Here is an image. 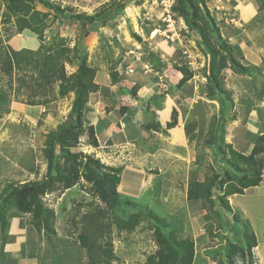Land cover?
<instances>
[{
	"label": "rangeland",
	"instance_id": "1",
	"mask_svg": "<svg viewBox=\"0 0 264 264\" xmlns=\"http://www.w3.org/2000/svg\"><path fill=\"white\" fill-rule=\"evenodd\" d=\"M52 1L60 3L63 7L72 8L71 12L74 14L85 13L96 16L102 10L104 11L105 4L110 5L113 3V0H69L72 3H64L61 0ZM175 2L176 0H130L121 12L111 15L105 24L97 23L98 26H93L96 28L87 29L86 31H89L86 34H84V27L79 23L59 20L55 18L53 12L47 13L48 11L39 7L37 3L32 4V6L33 10L40 13L38 19L43 20L40 26L43 32H39L37 38L42 42L44 49L51 51H56L57 47L60 50L61 47L69 49L64 51L65 56L62 60V65H64L67 74L76 72L79 65L85 61L89 66L96 69L94 81L99 83V79L96 77L97 73L104 70L107 63L108 66H111V72L115 70L118 73L120 72L121 75L123 73L126 78L139 81L138 77L145 75L144 73L141 74V70L143 69V72L151 74L152 65L154 66V64L160 65V62L166 63L168 66L187 64L193 71L192 77L194 79L181 88H172L178 94L174 100L179 106L182 117L187 114L191 115L195 105H192V101L189 100L188 102L185 98L193 95L198 99L199 95H202L203 92L206 93L205 68L208 67L209 57L202 49L199 35L191 31L184 18L172 10ZM204 2L211 15L217 19L222 36L230 41L232 37H236L233 41L242 42L246 54L242 62L245 65L255 66L252 75L239 74L231 69L225 70L226 87L232 92L238 90L236 94L240 95L239 99H242L240 104H243V114L247 116L248 110L252 108L251 104L246 106L247 99H249V103L253 101L255 104L264 99V0H205ZM201 6L204 9L202 2ZM0 13L3 20L9 15L4 0H0ZM67 14L71 13L67 12ZM43 15L45 17H42ZM13 19L16 20L14 17ZM14 20L12 21L13 25H15ZM3 22L0 23V53H4L7 39L17 31L10 25V27L3 25ZM105 27L116 29V33L122 32L121 38L119 37L120 41L114 39L112 34H107ZM94 30L102 35L105 41L101 38L96 39L94 37L96 33H93ZM126 30L129 34H126L125 37L123 31ZM135 33L142 37V41L136 38ZM132 44L134 46L138 45V47H134L137 53L134 51L129 54ZM100 51H104L106 54ZM4 58L0 54V90L7 95L5 100L0 101V162L3 166L2 171L6 173L4 175H8L13 181H19V179L24 178L21 177L22 174L17 166L20 164L24 167L22 172L26 171V174H28L26 178L29 177V179L25 178L26 180L21 184L38 182L44 179L48 173V160L45 154L48 135L51 131L56 130L59 124L70 119L75 91H70L67 95L61 97L58 93V80L51 86L37 87L33 84L31 71L22 70L17 65L10 69L8 61H3ZM148 63L149 70L146 68ZM61 67L59 64L58 72L61 71ZM131 69H134V71L131 72ZM32 76L37 77L38 75L34 74ZM107 79L108 83L111 84L113 81L112 76L107 77ZM147 83L149 82L147 81ZM128 90L132 91L131 89ZM1 91L0 93H2ZM244 96H246V99ZM129 97L132 99V95ZM203 97L204 100L202 101L204 105H207L208 116L213 115V113L218 114L219 101ZM106 102H111L108 97L101 101L99 106H106ZM235 102L238 103L239 100L235 99ZM128 103L127 100L125 102L119 101L121 106ZM38 106H44L47 111L39 112L38 117L34 113V119L37 121L32 125L30 121L24 119L23 115L28 111L27 109ZM256 113L261 116L264 113V105H257ZM47 115L52 116L53 119L49 120ZM85 118H87L86 110ZM210 120H207L205 129L209 128ZM96 122L97 119L94 120V123ZM85 125L89 126L87 119H85ZM255 129V127H252L251 131ZM207 136L209 137V135ZM78 145L81 151L96 157L101 156L103 153L94 147L93 138L87 129L81 135ZM64 154L65 152L60 151L59 160L61 164L64 162V156H62ZM214 163L215 161H213ZM216 163L217 167L213 169L219 171V168H221L223 173L222 162L217 160ZM133 170L136 169L133 168ZM130 172L132 171H127L124 176H130ZM53 183L54 189L45 193L42 200L44 206L59 211L61 209L59 203L63 198L62 185L58 181H53ZM81 183L84 185H81L82 188H75L71 192L76 196L73 197V200L71 198L72 205L66 216H60L56 221V229L59 236L62 237L60 240L64 242L56 243L55 239L47 241L42 233L39 238L35 228H32L29 232V246L22 248L21 253V259L26 264H86L81 248L73 245L71 240L65 237L78 240V235L85 230V225H89L93 229L97 228L99 223L96 222H99L100 219L94 224L92 215L104 210L105 205L93 192L91 184L87 183L84 178H81ZM162 188L163 186L158 183L152 190L143 195L136 187L133 188L135 193L127 195L137 201L140 207L123 206L124 208L119 211V214L121 212L122 214L128 212L130 214L134 210L137 212L143 206L153 207V210L165 217L169 223H177L181 225V228L184 225L181 229L182 235L192 234L189 231L191 229L188 223L190 218L188 220L186 217L185 206L187 205L184 204L182 194H179L178 198L173 200L171 209L170 205L165 203L163 197L165 193L161 192ZM24 192L27 193L29 190H24ZM251 192L252 189H249L243 195H236L235 202L237 204L242 203L245 206L247 215L257 224L256 226H262V229L260 228L258 231L263 239L264 206L256 203L257 201L250 194ZM67 204L70 205V202L67 201ZM237 204L233 205V214L237 213L245 218L243 211L235 206ZM230 214L227 213V216L233 218ZM29 217L26 216L27 219ZM218 223L221 226L216 241L217 246L214 245L207 250L205 248V252H212L213 256H219L221 262L226 264L224 244L228 238L231 241L243 244L242 224L232 221L229 226L224 216H219ZM141 224L131 234L126 232L119 234L116 227L113 226L110 235L113 239L114 251L120 259L113 261L111 264H146L147 256L156 251L158 246L154 239V233L148 227V222L143 221ZM230 232L233 234L232 237L229 236ZM198 250H203L200 243ZM240 261L242 260L238 258L237 263L240 264Z\"/></svg>",
	"mask_w": 264,
	"mask_h": 264
},
{
	"label": "trees",
	"instance_id": "2",
	"mask_svg": "<svg viewBox=\"0 0 264 264\" xmlns=\"http://www.w3.org/2000/svg\"><path fill=\"white\" fill-rule=\"evenodd\" d=\"M4 1L9 15L3 20L0 13V23L1 21L10 23L14 17L17 30L28 29L36 34L43 32V29L40 28L43 20L38 19L40 13L33 10L32 4L34 3L47 10V13L53 12L55 18L59 20L79 23L84 27V34H86L91 29L86 25L105 24L111 15L121 12L130 2V0H113L112 4H105L104 11L102 10L96 16L85 13L74 14L71 12L72 8L63 7L60 3L52 0ZM204 1L176 0L172 10L184 18L191 31L199 35L202 49L209 57L208 67L205 68L206 95L211 99L219 97L221 102L220 118L223 123L220 127L214 124L213 128L217 127L218 130L213 133L212 129L208 144H213L216 147L224 168L222 173L221 168L217 171L212 167L211 175H208L205 181L200 182L196 178L192 179L189 182L187 197L189 199L203 198L210 211L213 210L214 203L218 202L226 216L227 213H231L234 221L242 224L243 244L227 242L226 261L228 264H238V257L241 258L242 264H256L253 251L257 245L256 234L246 219H242L237 213L233 214L229 196L242 194L248 188L257 186L263 181L264 133L257 136L249 152L234 149L231 144L226 142L224 136L227 111L234 108L233 92L226 87L225 70L231 69L239 74L252 75L255 66L245 65L242 62L241 47L238 44H232L228 38L222 36L217 19L211 15ZM67 12L71 14H67ZM87 29L89 30L86 31ZM134 35L139 41H142L140 35L136 33ZM55 50L45 49L46 56L41 66L29 63L25 60L22 50H15L10 45L4 48V53H0L5 57L3 61H8L10 69L17 65L22 70L31 71V78L35 86L44 88L53 85L58 80V93L61 97L70 91H75L70 119L59 124L57 129L48 135L47 148L45 149L48 160L46 177L41 181L25 184L12 181L0 191V238L2 239L0 264H7L4 260V242L9 232L11 216L30 215V223L40 234L44 235L47 241L55 239L56 243L64 242L60 240L62 237L59 236L56 229V221L60 216L65 217L71 208V198L73 200V197L76 196L71 192L75 188H82L81 185L84 186L81 183V178L92 185L93 192L105 205L104 210L92 215L94 224L99 219L103 220L96 222L99 223L97 228L93 229L89 225H85V230L78 235V240L65 237L71 240L73 245L81 248L86 264H111L113 261H118L120 258L114 251V243L110 235L113 226L116 227L119 234L123 232L131 234L142 225L143 221L148 222V227L154 233V239L158 246L155 252L147 256L146 264H193L196 256V242L192 236L181 234L184 225L181 228V225L177 223H169L165 217L157 214L153 207L148 206H143L140 211L135 212L134 210L130 214L129 212L119 214V211L124 208L123 206L140 207L137 201L122 194L119 190L123 167L106 165L99 157L84 153L78 148L80 137L85 129L93 138V144L98 145L94 127L85 125V110L90 94L99 88V85L94 81L96 69L84 61L76 72L67 74L62 60L65 56L64 51L69 49L61 47L60 50L57 47ZM59 64L62 66L60 72L57 71ZM174 68L182 73L178 85H184L193 76V71L187 64H174ZM34 74L38 76H32ZM111 76L116 82L119 79L118 71L113 70ZM5 96L7 95L3 92L0 93V101L5 100ZM176 124L170 122L168 125L174 127ZM60 151L65 152L62 155L64 156L62 164L59 160ZM53 181L60 182L62 191L73 189L67 193L65 201L59 204L61 208L59 211L44 206L42 200L45 193L54 189ZM25 189H28L29 192H24ZM67 201L70 202V205L67 204ZM220 214L219 216L224 215L222 212Z\"/></svg>",
	"mask_w": 264,
	"mask_h": 264
},
{
	"label": "crops",
	"instance_id": "3",
	"mask_svg": "<svg viewBox=\"0 0 264 264\" xmlns=\"http://www.w3.org/2000/svg\"><path fill=\"white\" fill-rule=\"evenodd\" d=\"M61 1L72 3L69 0ZM3 25L7 27L10 25L17 30L16 23L13 25V22L7 23L4 21ZM93 26L98 25L97 23L92 26L86 25V27L96 28ZM105 32L112 34L114 39L116 38L120 41L119 37L121 38L122 32L116 33V29L109 27H105ZM93 33H96L94 35L96 39L101 38L105 41L97 31L94 30ZM123 33L125 37L126 34H129L127 30L123 31ZM235 38L232 37L230 42L236 45L239 43L238 45L243 51L244 59L246 54L242 42L233 41ZM6 42L8 46L10 45L15 50H22L25 60L29 63L43 65L46 51L42 42L38 40L37 34L33 31L28 29L23 31L17 30ZM136 46L138 47V45ZM136 46L132 44V49L128 53H133ZM100 52L106 54L104 51ZM105 65L104 70L97 71L96 77L99 79V83H97L99 88L90 94L86 107L88 125L94 127L96 140H98V145L94 147L103 152L99 158L106 165L123 167L119 190L124 195L129 193L134 194L133 188L135 187L143 195L159 183L163 186L162 190L166 189L165 191L161 190V192L165 193L163 196L165 203L169 204L172 209L173 200L177 199L179 194H182L184 204L187 205L185 206L186 217L188 220L190 218L188 222L191 228L189 231L192 233L190 236L196 242V256L193 264H224L219 259V256L215 257L212 252H205L208 248L210 249L214 245L217 246L216 241L220 231L218 223L219 214L221 212L224 214L219 203L215 202L213 210L210 211L203 198L189 199L187 197L189 182L194 178L200 182L205 181L206 177L211 175V168L217 167L216 161L219 160L221 162L216 147L213 144H208L212 129L213 133L218 130L216 129L217 127L213 128L214 124L220 127L223 123L222 118H220L221 102L219 97L214 98V100L219 101L218 114L213 113L210 116H208L207 105H204L202 101L204 100L203 96L209 98L205 95L206 93L203 92L202 95H199L198 99L193 95H190L188 98L186 97L185 99L188 102L190 100L192 101V105H195L191 115L187 114L181 117L179 106L174 100L178 94L172 88L178 89L185 86L194 79L193 77L184 85L179 86L178 83L182 78V73L176 71L174 65L168 66L166 63L160 62V65H152V75L148 72H143L142 69L141 74L144 73L145 75L138 77L139 81L126 78L123 73L121 75L119 72V79L109 84L107 77L111 76V66H108L107 63ZM236 93H238V90L233 92V101L235 102V99H238L239 102H235L233 110L227 111L226 132H224V136L226 142L231 144L234 149L249 152L257 136L264 133V113L261 116L256 113L257 105H264V99L258 104H255L253 101L249 103V99H247L246 106H250L249 104H251L252 108L248 110V114L245 116L243 114V104H240L242 99H239L240 95ZM131 95L132 99L131 97L128 98ZM106 97L111 102H106V106L100 107L101 101L106 99ZM126 100L129 101L127 105L121 106L119 104V101L125 102ZM210 100L213 99L210 98ZM27 110L23 116L32 125L37 121L34 119V113L38 117L40 115L39 112L47 111L44 106L31 107ZM233 111L234 113H232ZM47 117L49 120L53 119L52 116L47 115ZM95 119H97L96 123H94ZM207 120H210V125L208 129H205ZM170 122L177 124L174 127H170L168 125ZM252 127L256 129L251 131ZM213 161H215L214 164ZM17 166L19 167V172L22 174L21 177L24 178L19 179V181L15 180V182L22 183L26 179H29V177L26 178L28 176L26 171L22 172L24 167L20 164ZM2 168L3 166H1L0 162V189L13 181L8 175H4L6 173L2 171ZM133 168L136 170H133ZM127 171L132 172L129 173L130 176L127 175L126 177L124 174ZM30 177L32 178V176ZM249 189H252L250 194L254 196V199L257 201L256 203L264 206V175L263 181L259 185L250 187L246 191ZM72 190H64L63 198L60 202H64L67 193ZM244 193L229 196L232 208L234 204H237L235 202L236 195H243ZM235 206L243 211L245 218L240 215L241 218L249 222L256 234L257 245L253 249L256 264H264V238L260 237V232L258 231L260 228L262 229V226H256L257 224L247 215L246 208L242 203ZM230 215L233 217L232 214ZM26 216L29 217V215H21L11 216L10 218L9 232L4 242V260L7 264H26L21 259L22 248L29 246V232L34 228L30 223V217L27 219ZM223 216L230 226L234 219L225 214ZM35 232L39 234L40 238V233L36 229ZM229 236L232 237L233 234L230 232ZM228 241L231 240L228 238L224 244L225 253ZM199 243L203 249L201 251L198 250ZM1 246L2 239L0 238ZM226 264H228L227 261Z\"/></svg>",
	"mask_w": 264,
	"mask_h": 264
},
{
	"label": "built area",
	"instance_id": "4",
	"mask_svg": "<svg viewBox=\"0 0 264 264\" xmlns=\"http://www.w3.org/2000/svg\"><path fill=\"white\" fill-rule=\"evenodd\" d=\"M146 68L149 70V65H146ZM130 71L133 72L134 69H131Z\"/></svg>",
	"mask_w": 264,
	"mask_h": 264
},
{
	"label": "clouds",
	"instance_id": "5",
	"mask_svg": "<svg viewBox=\"0 0 264 264\" xmlns=\"http://www.w3.org/2000/svg\"><path fill=\"white\" fill-rule=\"evenodd\" d=\"M239 263L242 264V261H240Z\"/></svg>",
	"mask_w": 264,
	"mask_h": 264
},
{
	"label": "water",
	"instance_id": "6",
	"mask_svg": "<svg viewBox=\"0 0 264 264\" xmlns=\"http://www.w3.org/2000/svg\"><path fill=\"white\" fill-rule=\"evenodd\" d=\"M25 190H27V189H25Z\"/></svg>",
	"mask_w": 264,
	"mask_h": 264
}]
</instances>
